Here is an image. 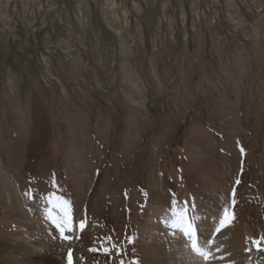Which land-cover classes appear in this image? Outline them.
<instances>
[{
    "label": "rangeland",
    "instance_id": "374dc122",
    "mask_svg": "<svg viewBox=\"0 0 264 264\" xmlns=\"http://www.w3.org/2000/svg\"><path fill=\"white\" fill-rule=\"evenodd\" d=\"M186 201L264 264V0H0V264H181Z\"/></svg>",
    "mask_w": 264,
    "mask_h": 264
},
{
    "label": "bare ground",
    "instance_id": "6f19581e",
    "mask_svg": "<svg viewBox=\"0 0 264 264\" xmlns=\"http://www.w3.org/2000/svg\"><path fill=\"white\" fill-rule=\"evenodd\" d=\"M162 207L163 206H152V210L155 215L153 216L157 218L156 221L159 220L163 222L162 220L165 217V215L169 214L166 212L167 210L164 211ZM192 213L188 212V215L190 217L192 216L196 217L195 226L197 229V236L200 243L203 244L205 241H208L210 244V251L212 252L213 256L223 257L222 259L219 258L214 259L211 262V264H248L250 254L248 253V245L246 244L247 242L246 241L242 242L241 239H238L237 237L233 238L228 236V231H226V229L228 230L230 224H227L225 227L220 228V231L217 232L216 229L220 227L221 220H217L216 218L207 219V217L204 218L200 214L196 215V212L194 215H192ZM163 224H165V222H163L162 224L158 223L159 227L155 230L154 233L155 234L154 237L156 238L155 240H160L159 238L162 237L163 234L162 230L163 228L165 229ZM175 236L178 238V239L175 238L178 240V243H176L175 248L173 246L172 247L174 248V250L176 249V257L177 259H179L178 260L179 263L204 264V261H202L194 253H192L190 249L186 246L187 238L184 237L182 233L176 230ZM41 248L42 246L39 247L40 250Z\"/></svg>",
    "mask_w": 264,
    "mask_h": 264
},
{
    "label": "snow or ice",
    "instance_id": "6c2138e0",
    "mask_svg": "<svg viewBox=\"0 0 264 264\" xmlns=\"http://www.w3.org/2000/svg\"><path fill=\"white\" fill-rule=\"evenodd\" d=\"M239 183V181H237ZM234 195V193H233ZM49 203L52 208L58 209L61 215L57 216L53 214L51 209L46 210V215L51 220L52 224L59 230L60 236L64 240H70V236H66L65 232H72V217L70 213V206L67 201L63 200L61 197H54L50 195L48 197ZM235 201L233 200V203ZM185 208L182 210H177L175 208V202H173V212L169 221H165V226L173 230V235L176 234V230L183 234L187 238V247L192 253L199 257L204 264H211L214 259H222L223 257H214L210 251V244L205 241L203 244L200 243L197 236V229L195 226L196 217H190L187 211V201L185 202ZM194 207V205H193ZM234 219V216L229 214L228 208H224V216L220 221V227L216 229L217 232L220 228L225 227L227 224ZM84 222H81V230L84 228ZM131 242V240H130ZM252 244L256 247L258 251H264V236L252 239ZM91 251H96V249H91ZM105 252H109V249H104ZM68 264H73L72 249L68 250Z\"/></svg>",
    "mask_w": 264,
    "mask_h": 264
}]
</instances>
